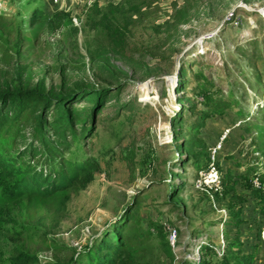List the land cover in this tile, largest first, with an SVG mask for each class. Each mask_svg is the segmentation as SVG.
Returning <instances> with one entry per match:
<instances>
[{
  "label": "rangeland",
  "instance_id": "rangeland-1",
  "mask_svg": "<svg viewBox=\"0 0 264 264\" xmlns=\"http://www.w3.org/2000/svg\"><path fill=\"white\" fill-rule=\"evenodd\" d=\"M60 12L55 29L47 22ZM19 68L48 88L108 91L92 132L64 153L98 159L85 187L13 203L0 195V264L23 254L35 257L26 264H65L126 213L150 231L147 264H219L228 242L263 263L264 0H0V72ZM225 133L221 189L195 188L193 162L206 163Z\"/></svg>",
  "mask_w": 264,
  "mask_h": 264
},
{
  "label": "trees",
  "instance_id": "trees-1",
  "mask_svg": "<svg viewBox=\"0 0 264 264\" xmlns=\"http://www.w3.org/2000/svg\"><path fill=\"white\" fill-rule=\"evenodd\" d=\"M63 18V13L60 12L47 24L53 23V28L58 29ZM40 21L41 18L33 11L30 25H36ZM107 91L105 86L92 90L91 93L85 90L74 93L48 88L42 78L35 80L30 75L26 76L22 68L16 69L10 78L0 72V195L6 202L13 203L31 196L50 197L71 185L85 187L92 180L100 170L96 157L85 156L81 160H72L66 159L64 153L70 149L72 142L85 138L92 132L93 118L104 106L103 96ZM209 98L206 96L205 105L213 109L216 101ZM78 100L87 101L88 104L77 106ZM206 115L201 113L199 119L193 122L192 128L202 126ZM174 121L175 119L171 120L172 123ZM178 122L182 124L184 118L180 116ZM256 127L261 131L258 133L259 138L264 140V123L257 124ZM249 128L246 127L247 130ZM188 144L190 143L186 142L187 146ZM205 158L206 163L203 165L195 159L194 166L199 170L200 167L207 166V148ZM220 166L221 163L218 162V167ZM221 174L222 187L224 175L222 172ZM236 214L239 213H233L231 218L236 217ZM131 218L132 215L126 213L81 252L68 257L65 264H147L145 253L150 255L149 250L152 248L147 249L145 242L150 231L139 226L130 227ZM159 244L162 251L171 256L172 250L167 240L162 239ZM232 244L226 243L219 255V264H250L253 261V254L233 251L230 246ZM205 248L212 251L209 244ZM31 258L33 260L35 257L29 254L16 255L10 257L8 262L26 264V260ZM198 264L209 262L201 257Z\"/></svg>",
  "mask_w": 264,
  "mask_h": 264
},
{
  "label": "built area",
  "instance_id": "built-area-1",
  "mask_svg": "<svg viewBox=\"0 0 264 264\" xmlns=\"http://www.w3.org/2000/svg\"><path fill=\"white\" fill-rule=\"evenodd\" d=\"M60 0H53V2L57 3ZM80 2H88L91 0H78ZM233 13H230L229 18L228 19H232ZM226 138V133L221 135V137L219 138V142L214 145L213 147H211V149L209 148V160H208V164L206 167L198 170V174L196 175L194 181H193V185L195 188L204 190L208 193L210 192H215V191H219L221 189V171L220 168L218 167V162H220L219 157H218V150L221 148L222 146V142L224 141V139ZM253 184L255 186H258L261 184V178L260 176H256L253 179ZM226 217H222V220H225ZM170 244L171 246L174 248L175 246V238H176V231L173 230L171 231L170 234ZM260 237L261 239L264 241V226L262 227L261 231H260ZM221 246L223 244V240H222V235H221ZM199 246V245H198ZM200 247V246H199ZM222 252V251H221ZM221 252H219L221 254ZM263 264H264V260H263Z\"/></svg>",
  "mask_w": 264,
  "mask_h": 264
},
{
  "label": "crops",
  "instance_id": "crops-1",
  "mask_svg": "<svg viewBox=\"0 0 264 264\" xmlns=\"http://www.w3.org/2000/svg\"><path fill=\"white\" fill-rule=\"evenodd\" d=\"M264 172V171H263ZM251 252V251H250ZM256 255V254H255ZM260 257H259V261H257V264H259L258 262H260V261H262V257H261V255H259ZM260 264H262L261 262H260Z\"/></svg>",
  "mask_w": 264,
  "mask_h": 264
},
{
  "label": "water",
  "instance_id": "water-1",
  "mask_svg": "<svg viewBox=\"0 0 264 264\" xmlns=\"http://www.w3.org/2000/svg\"><path fill=\"white\" fill-rule=\"evenodd\" d=\"M234 10V9H233Z\"/></svg>",
  "mask_w": 264,
  "mask_h": 264
}]
</instances>
